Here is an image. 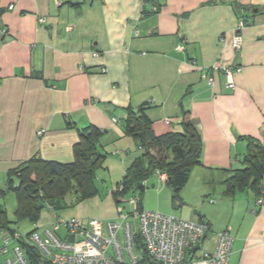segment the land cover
Listing matches in <instances>:
<instances>
[{"label": "crops", "instance_id": "0c3cea01", "mask_svg": "<svg viewBox=\"0 0 264 264\" xmlns=\"http://www.w3.org/2000/svg\"><path fill=\"white\" fill-rule=\"evenodd\" d=\"M60 1L0 0V28L7 30L0 32V189L34 156L73 161L79 130L89 126L101 130L98 150L111 153L104 169L120 181L144 152L124 131L127 108L145 105L157 135L182 131L188 110L203 140L195 179L175 195L158 174L142 207L205 219L204 251L215 248L216 232L229 229L235 240L228 264H264V203L252 189L225 194V180L243 166L264 124V0H158L157 12L150 0ZM243 17L250 24L238 54L232 40ZM215 64L241 66L235 89L220 72L209 70L208 83L204 72ZM108 187L62 211L43 210L34 228L116 219Z\"/></svg>", "mask_w": 264, "mask_h": 264}, {"label": "trees", "instance_id": "16d2710c", "mask_svg": "<svg viewBox=\"0 0 264 264\" xmlns=\"http://www.w3.org/2000/svg\"><path fill=\"white\" fill-rule=\"evenodd\" d=\"M150 1L154 2L151 10L157 12L161 6L159 1ZM243 19L249 22L245 17ZM188 95L189 92L182 102ZM145 110V105L138 109L128 107L126 110L124 131L139 141L144 152L129 164L123 178L109 191L117 204L120 197L136 196L137 188L141 185L145 188L144 182L157 173L167 175V184L178 195L187 184L193 168L202 164L203 140L190 111L184 110L182 131L157 135ZM79 134L80 139L74 145L73 161L64 163L34 156L7 174L6 187L0 189V195L5 196L9 192L15 194L17 206L14 213L17 220L14 222L29 220L35 224L46 208L62 211L102 193L96 178L97 170L106 167L107 158L98 150L101 130L89 126L79 130ZM242 165L225 180V194L234 196L239 191L252 189L259 198L264 199V124L259 137L250 139ZM138 200L139 209H143L142 200ZM11 223L13 221L9 219L5 206L0 205V232L15 231ZM36 230L33 228L28 234ZM135 240L138 250L145 257L144 261H149L140 233H136ZM20 243L30 264H52L30 242L24 239Z\"/></svg>", "mask_w": 264, "mask_h": 264}, {"label": "built area", "instance_id": "2783aa9c", "mask_svg": "<svg viewBox=\"0 0 264 264\" xmlns=\"http://www.w3.org/2000/svg\"><path fill=\"white\" fill-rule=\"evenodd\" d=\"M57 4L61 5V1L57 0ZM249 24L242 18L236 26L232 44L238 54L243 46L242 31ZM5 33L7 30L2 29V34ZM177 49L183 50L184 46L178 45ZM209 70L222 73L226 79V87L233 90L234 74L240 73L242 68L236 64L211 66L204 72V78L212 85L214 78L209 76ZM102 71H105V68H102ZM42 132L39 131L40 134ZM157 174L167 179L166 174ZM119 199L116 219L104 221L97 217L73 218L56 222L46 227L43 232L36 230L25 235L17 233L16 230H2L0 264H30L20 243V240L24 239L38 248L52 264L229 263L235 240L229 229L216 232L215 248L212 251H204L201 245L210 232V224L205 219L193 222L157 210L139 209V200L134 195ZM210 202L214 203L215 200ZM258 203H264L263 197L259 198ZM128 206L130 209L126 211ZM61 228L65 230L63 236L59 233ZM137 232L145 244L149 259L147 262L137 248Z\"/></svg>", "mask_w": 264, "mask_h": 264}, {"label": "rangeland", "instance_id": "374dc122", "mask_svg": "<svg viewBox=\"0 0 264 264\" xmlns=\"http://www.w3.org/2000/svg\"><path fill=\"white\" fill-rule=\"evenodd\" d=\"M4 29V28H3ZM0 32L2 33V29L0 28ZM106 154L107 156H110L111 153L109 151V153H104ZM196 171V170H195ZM194 173V174H193ZM197 172H192L191 174V179H195V175H196ZM116 175H113L111 174L110 172L106 171L104 168H99L97 170V184L100 188L101 191H104L105 189H108L110 186V189L111 187H113L118 181L119 179H117V181H114L113 178L115 177ZM197 177V176H196ZM154 181H151L149 185H145V190H141L139 188H137L136 190V196L138 199H141L143 203H145V200H146V196L148 194V191H151L152 188V184L156 183L158 184V174H154L153 177ZM104 180H106L107 182L104 183ZM68 200L70 201L71 200V197L69 196L68 197ZM153 202L155 201V198L152 197L151 199ZM0 203H2L6 210H7V213H8V217L10 220L13 221V223H11V227L17 231V233L21 234V235H25L27 234L28 232H30L31 230H33L34 228V225L31 221L29 220H22L20 222H14L17 220L16 218V215H15V209H16V206H17V199H16V196L14 193L10 192L8 194H6L5 197H0ZM125 204V203H123ZM173 206V204H172ZM48 209V208H46ZM130 209V207L128 206L126 211H128ZM118 216V214H117ZM87 218V217H86ZM132 219V218H131ZM11 232V231H10ZM1 237V236H0ZM3 244V241H2V238H1V243H0V246ZM147 262V261H145Z\"/></svg>", "mask_w": 264, "mask_h": 264}, {"label": "water", "instance_id": "95a60500", "mask_svg": "<svg viewBox=\"0 0 264 264\" xmlns=\"http://www.w3.org/2000/svg\"><path fill=\"white\" fill-rule=\"evenodd\" d=\"M139 189L144 190V186L143 185L139 186Z\"/></svg>", "mask_w": 264, "mask_h": 264}]
</instances>
